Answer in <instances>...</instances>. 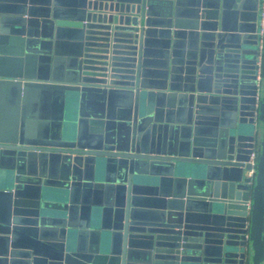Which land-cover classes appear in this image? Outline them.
<instances>
[{
	"label": "water",
	"instance_id": "95a60500",
	"mask_svg": "<svg viewBox=\"0 0 264 264\" xmlns=\"http://www.w3.org/2000/svg\"><path fill=\"white\" fill-rule=\"evenodd\" d=\"M258 2L0 0V264H264Z\"/></svg>",
	"mask_w": 264,
	"mask_h": 264
},
{
	"label": "built area",
	"instance_id": "2783aa9c",
	"mask_svg": "<svg viewBox=\"0 0 264 264\" xmlns=\"http://www.w3.org/2000/svg\"><path fill=\"white\" fill-rule=\"evenodd\" d=\"M258 19H257V49L258 58L256 62V80L260 82L263 76V60H264V0H258ZM256 152H252L250 159L251 164L255 163Z\"/></svg>",
	"mask_w": 264,
	"mask_h": 264
},
{
	"label": "trees",
	"instance_id": "16d2710c",
	"mask_svg": "<svg viewBox=\"0 0 264 264\" xmlns=\"http://www.w3.org/2000/svg\"><path fill=\"white\" fill-rule=\"evenodd\" d=\"M263 72H264V60H263Z\"/></svg>",
	"mask_w": 264,
	"mask_h": 264
}]
</instances>
